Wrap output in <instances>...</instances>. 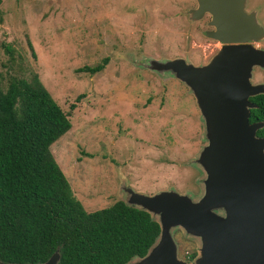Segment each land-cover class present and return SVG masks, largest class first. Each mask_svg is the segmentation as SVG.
I'll list each match as a JSON object with an SVG mask.
<instances>
[{
  "label": "rangeland",
  "instance_id": "1",
  "mask_svg": "<svg viewBox=\"0 0 264 264\" xmlns=\"http://www.w3.org/2000/svg\"><path fill=\"white\" fill-rule=\"evenodd\" d=\"M195 7V0H0V86L34 72L69 114L70 129L49 151L86 212L124 201L123 185L146 195L203 194L205 174L193 161L207 140L195 99L178 79L147 67L177 58L205 65L218 52L206 16L190 18ZM244 8L263 29L248 44L264 50V0H245ZM103 58L102 72H76ZM251 76L264 84V66ZM170 235L176 258L191 263L199 239L179 227Z\"/></svg>",
  "mask_w": 264,
  "mask_h": 264
},
{
  "label": "water",
  "instance_id": "2",
  "mask_svg": "<svg viewBox=\"0 0 264 264\" xmlns=\"http://www.w3.org/2000/svg\"><path fill=\"white\" fill-rule=\"evenodd\" d=\"M191 19L210 16L206 36L222 44L205 65L184 59L151 60L149 69L169 74L192 93L207 143L194 163L205 176L203 194L192 200L172 188L152 195L122 186L126 206L146 212L159 234L142 257L125 264H187L176 258L170 231L179 227L199 239L189 264H264V138L262 122L249 123L250 97L264 95V84L250 82L252 67L264 66V50L248 43L263 36L245 0H195ZM56 250L46 261L58 264ZM0 264H14L3 263Z\"/></svg>",
  "mask_w": 264,
  "mask_h": 264
},
{
  "label": "trees",
  "instance_id": "3",
  "mask_svg": "<svg viewBox=\"0 0 264 264\" xmlns=\"http://www.w3.org/2000/svg\"><path fill=\"white\" fill-rule=\"evenodd\" d=\"M30 50H33L29 46ZM107 62L76 72L95 75ZM77 96L76 100H80ZM256 107L248 122L264 123V95L249 98ZM70 111L75 108L69 106ZM32 72L0 86V261L37 264L56 250L58 264H125L142 257L159 234L146 212L116 200L86 212L49 147L71 127ZM264 138V126L255 132Z\"/></svg>",
  "mask_w": 264,
  "mask_h": 264
},
{
  "label": "flooded vegetation",
  "instance_id": "4",
  "mask_svg": "<svg viewBox=\"0 0 264 264\" xmlns=\"http://www.w3.org/2000/svg\"><path fill=\"white\" fill-rule=\"evenodd\" d=\"M195 4H196V1H195ZM244 11H245V13H247V14H249V12H247L246 10H245V8H244ZM204 16H206V22H207V24L209 23V21H210V16L208 15V14H204L201 18H200V20L204 17ZM213 29V27H210L209 28V30H212ZM208 30V31H209ZM207 32V31H206ZM219 45L220 46H222V44L219 42ZM194 248V247H193ZM181 259H183L184 261H186V262H189L192 258H193V255H192V253H190V252H184L183 253V255H182V257H180Z\"/></svg>",
  "mask_w": 264,
  "mask_h": 264
}]
</instances>
